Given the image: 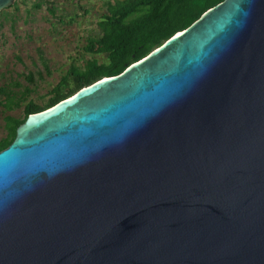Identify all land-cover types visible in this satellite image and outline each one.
<instances>
[{"label":"water","instance_id":"water-1","mask_svg":"<svg viewBox=\"0 0 264 264\" xmlns=\"http://www.w3.org/2000/svg\"><path fill=\"white\" fill-rule=\"evenodd\" d=\"M0 264H264V0L28 116L0 151Z\"/></svg>","mask_w":264,"mask_h":264},{"label":"rangeland","instance_id":"rangeland-1","mask_svg":"<svg viewBox=\"0 0 264 264\" xmlns=\"http://www.w3.org/2000/svg\"><path fill=\"white\" fill-rule=\"evenodd\" d=\"M116 1L16 0L0 12V142L12 136L9 118L24 120L29 101L43 107L69 68L91 58L83 47Z\"/></svg>","mask_w":264,"mask_h":264},{"label":"trees","instance_id":"trees-1","mask_svg":"<svg viewBox=\"0 0 264 264\" xmlns=\"http://www.w3.org/2000/svg\"><path fill=\"white\" fill-rule=\"evenodd\" d=\"M222 1L122 0L108 5L106 14L102 15L97 23L99 36L89 38L83 47V52L91 58L82 68H69L52 88L43 107L29 101L25 106L24 120L104 77L120 74ZM49 11L53 13V10ZM5 93L6 89L0 88V94ZM24 120L18 122L12 118L8 119V122L14 125L12 136L0 142V151L13 141L16 128Z\"/></svg>","mask_w":264,"mask_h":264}]
</instances>
